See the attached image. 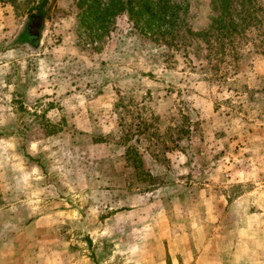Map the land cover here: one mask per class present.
Listing matches in <instances>:
<instances>
[{
  "label": "rangeland",
  "instance_id": "obj_1",
  "mask_svg": "<svg viewBox=\"0 0 264 264\" xmlns=\"http://www.w3.org/2000/svg\"><path fill=\"white\" fill-rule=\"evenodd\" d=\"M41 1L0 0V264H264V0L216 58L211 0H46L28 41Z\"/></svg>",
  "mask_w": 264,
  "mask_h": 264
},
{
  "label": "trees",
  "instance_id": "obj_2",
  "mask_svg": "<svg viewBox=\"0 0 264 264\" xmlns=\"http://www.w3.org/2000/svg\"><path fill=\"white\" fill-rule=\"evenodd\" d=\"M109 1V6L106 5L104 6V8L92 12L90 15H103L104 13H106L108 16L114 17L121 11V8H124V4L121 2V0ZM250 2L251 0H211L212 14L207 30H204L199 34H194L190 32V30H187L186 35L191 36L190 38H185L184 40L187 39V41L192 43V41L196 39L198 48L207 51L211 55H214L215 58L218 55L217 52L223 55L225 47L232 46L234 39L240 38L242 34H244V30L248 26L249 20V10L248 8H246V5ZM127 3H129L130 5L129 11L133 12L132 17L137 20L142 19L143 22H148L149 24H154L157 21L159 23L162 22L173 24V18L179 17V7L170 6L168 4L169 0H127ZM234 3H237L240 6L239 10H236L232 7V4ZM45 5L46 0H42L38 5L34 16L43 17L42 9ZM90 15L88 17H92ZM190 43H184L182 44V46L188 48L189 46H191ZM234 48L236 49V47ZM186 54L188 55V53Z\"/></svg>",
  "mask_w": 264,
  "mask_h": 264
},
{
  "label": "water",
  "instance_id": "obj_3",
  "mask_svg": "<svg viewBox=\"0 0 264 264\" xmlns=\"http://www.w3.org/2000/svg\"><path fill=\"white\" fill-rule=\"evenodd\" d=\"M29 18L32 19V21L27 27V33L31 38H33V40L38 39L42 28L45 25V20L42 17L37 16H30Z\"/></svg>",
  "mask_w": 264,
  "mask_h": 264
},
{
  "label": "crops",
  "instance_id": "obj_4",
  "mask_svg": "<svg viewBox=\"0 0 264 264\" xmlns=\"http://www.w3.org/2000/svg\"><path fill=\"white\" fill-rule=\"evenodd\" d=\"M212 240V238H210L209 240H207V244H208V241L210 242ZM239 249H241L240 250V252L238 253V254H240V256H239V259H238V261L235 263V264H247V262H246V260H245V256L247 255V253L249 252V251H247L246 250V248H244V249H242V248H239ZM208 254L210 253L211 254V249H210V247L207 249V251H206ZM211 259V262L213 263V264H225V263H223V262H219V260L218 259H215V258H210ZM198 260L196 261V263L198 264Z\"/></svg>",
  "mask_w": 264,
  "mask_h": 264
},
{
  "label": "flooded vegetation",
  "instance_id": "obj_5",
  "mask_svg": "<svg viewBox=\"0 0 264 264\" xmlns=\"http://www.w3.org/2000/svg\"><path fill=\"white\" fill-rule=\"evenodd\" d=\"M31 21H32V19H30L28 25L31 23ZM25 38H26V40H28V41H30L31 39H33V38H31V37L28 35V33H27V28H26Z\"/></svg>",
  "mask_w": 264,
  "mask_h": 264
}]
</instances>
